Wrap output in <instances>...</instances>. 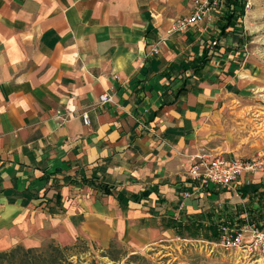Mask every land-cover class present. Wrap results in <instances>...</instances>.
<instances>
[{"label":"crops","instance_id":"crops-1","mask_svg":"<svg viewBox=\"0 0 264 264\" xmlns=\"http://www.w3.org/2000/svg\"><path fill=\"white\" fill-rule=\"evenodd\" d=\"M190 8L0 0V250L77 238L140 249L172 237V219L216 222L246 204L247 173L223 188L188 168L195 152L236 155L233 98L263 84V59L238 45L247 14L224 32L221 8L170 31Z\"/></svg>","mask_w":264,"mask_h":264},{"label":"rangeland","instance_id":"rangeland-1","mask_svg":"<svg viewBox=\"0 0 264 264\" xmlns=\"http://www.w3.org/2000/svg\"><path fill=\"white\" fill-rule=\"evenodd\" d=\"M250 1L252 7L242 17V24L249 26L247 32L243 33L244 38H239L237 42L239 46H247V51L256 53L263 59L260 62L264 63V0ZM259 73L263 84L250 89L243 98H233V119L229 124L231 135L228 136L233 142L230 151L239 156H256L264 152V68ZM222 139H226L225 136ZM247 176L241 186L242 192L264 183V172L261 174V171H255L247 173ZM207 239L204 229H201L198 234L185 233V236L179 237L175 232L172 237L140 249L115 241L106 247L80 238L67 243L50 239L31 246L41 247L49 242L59 246L70 245L61 259L62 264H244L236 259L233 250L220 246L210 247L205 243ZM18 243L27 247L21 242L14 245ZM11 247L1 250H9ZM38 252H34L35 264H39ZM25 259V255L19 251L14 256L0 257V264H24Z\"/></svg>","mask_w":264,"mask_h":264},{"label":"built area","instance_id":"built-area-1","mask_svg":"<svg viewBox=\"0 0 264 264\" xmlns=\"http://www.w3.org/2000/svg\"><path fill=\"white\" fill-rule=\"evenodd\" d=\"M227 0H191L190 11L172 18L170 31H184L193 24L212 17L216 8H221L227 13L231 6L226 5ZM250 0L244 3L245 10L250 7ZM216 40H212L215 43ZM151 50L158 51L154 45ZM101 101L110 100L106 92L99 94ZM87 122L88 116L82 114ZM255 171L264 172V152L256 156L225 155L222 152L202 151L190 156L188 173L189 177L200 184L212 182L223 188H236L238 178L244 173ZM188 194V191H184ZM242 220L230 221L221 217L217 222L218 236L215 239H207L210 247L220 246L236 253V259L244 264H264V224L259 225L251 219L249 210L244 208L241 213ZM261 223V222H260Z\"/></svg>","mask_w":264,"mask_h":264},{"label":"trees","instance_id":"trees-1","mask_svg":"<svg viewBox=\"0 0 264 264\" xmlns=\"http://www.w3.org/2000/svg\"><path fill=\"white\" fill-rule=\"evenodd\" d=\"M228 1V0H227ZM232 7L231 9L223 15L225 17V21L221 24V32L225 31V28L228 25L235 26L239 17L244 15V3L246 0H231ZM207 54V48L204 49V56ZM104 191H109L110 186L107 184L101 185ZM241 190V188L239 187ZM248 194V201L246 204H242L238 206V210L236 213L225 218L229 219L230 221H240L242 220L241 213L244 211V208L249 210L251 219L255 220L259 225L264 224V183L261 184L260 187H254L251 190H244ZM121 191L117 192V197L119 199L122 198ZM148 191L146 189L142 190L141 192H132L131 197L134 200L139 199L140 197L147 195ZM219 218L218 220H220ZM218 220L212 221L209 220L208 222L204 223L197 219H189V220H175L172 219L167 225L174 228L176 234L180 236H185V233H194L198 234L201 229H204V235L208 239H215L218 236L217 230V222ZM261 222V223H260ZM83 240V239H82ZM75 243V242H74ZM112 242L109 243V245ZM108 245V246H109ZM106 246V247H108ZM71 246L68 244H64L63 246H59L58 244H54L53 242L47 243L45 246H27L23 247L21 244H16L12 246L9 250H0V257L4 256H14L16 252L21 251L26 259L24 264H35V250L39 251L38 255L40 256L39 264H62L61 259L66 254V250Z\"/></svg>","mask_w":264,"mask_h":264},{"label":"bare ground","instance_id":"bare-ground-1","mask_svg":"<svg viewBox=\"0 0 264 264\" xmlns=\"http://www.w3.org/2000/svg\"><path fill=\"white\" fill-rule=\"evenodd\" d=\"M250 5H252V2L250 1ZM251 8V7H250ZM250 8H248L247 10H246V12H248L249 10H250ZM251 15H252V13H251ZM249 20V19H248ZM247 21V20H246ZM247 26H249V25H247Z\"/></svg>","mask_w":264,"mask_h":264}]
</instances>
